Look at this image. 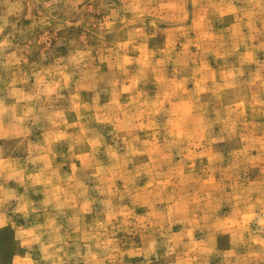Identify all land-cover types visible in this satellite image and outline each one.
Here are the masks:
<instances>
[{
    "label": "clouds",
    "instance_id": "1",
    "mask_svg": "<svg viewBox=\"0 0 264 264\" xmlns=\"http://www.w3.org/2000/svg\"><path fill=\"white\" fill-rule=\"evenodd\" d=\"M259 51L264 0H0V230L29 264H264Z\"/></svg>",
    "mask_w": 264,
    "mask_h": 264
},
{
    "label": "rangeland",
    "instance_id": "2",
    "mask_svg": "<svg viewBox=\"0 0 264 264\" xmlns=\"http://www.w3.org/2000/svg\"><path fill=\"white\" fill-rule=\"evenodd\" d=\"M26 10L27 9H25V11ZM39 34L43 35V33H39ZM164 41L165 42L167 41V36L166 35L164 37ZM191 50L193 52H195L196 48L192 47ZM239 51L241 53H244V54L247 55V53H245V50L243 48H240ZM255 55H258L261 59H264V51H259ZM209 67L212 68L213 75H215V72H216L215 61H212L209 64ZM194 86H195L194 84H189L188 85L189 88L194 87ZM72 118L74 119V117H72ZM36 135H39V133H36ZM65 151H66V149H65ZM15 155H21V152L17 151L15 153ZM77 164L79 166V162H77ZM12 186L15 187L14 182H13ZM20 191H23V189H21ZM33 199L39 200V199H42V197L36 196V197H33ZM35 222H36V219L34 217L28 223L32 224V223H35ZM39 222L43 223V217L40 218ZM23 223H24L23 221H20V224H23ZM230 224H231L230 220H225L219 225V227L226 230V229H228ZM25 226H27V225H25ZM222 239L226 240L227 238L225 237V238H222ZM24 251H26V250L20 249L19 241H17L15 239V233H14L13 230H11V229H2V230H0V264H7L8 258L10 256L14 255V254L16 256L14 257L13 264H29L28 259L26 257H22L23 254H24Z\"/></svg>",
    "mask_w": 264,
    "mask_h": 264
}]
</instances>
